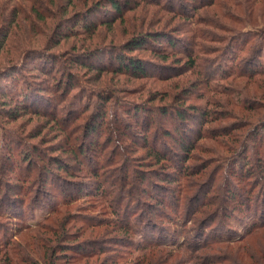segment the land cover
<instances>
[{
	"label": "rangeland",
	"instance_id": "1",
	"mask_svg": "<svg viewBox=\"0 0 264 264\" xmlns=\"http://www.w3.org/2000/svg\"><path fill=\"white\" fill-rule=\"evenodd\" d=\"M46 1V7L35 4L40 15L29 21L22 11H12L13 6L26 4L23 0H0V264H131L142 251L133 245L122 252L112 250L118 231L110 223L103 222L95 229L98 238L107 241L105 252L77 260L60 250L71 233L82 234V239L90 235V228L84 233L86 225L79 215L89 213L107 220L112 215L110 204L115 200L127 204L130 195L140 199L134 203V211L149 214L151 222L162 230L158 239L170 243L159 246L174 247L177 241L183 247L195 239L193 232L213 206H198L196 199L207 191V195H225V169L234 157H239V163L242 157L250 158L260 142L254 139H264V76L238 74L242 60L252 66L264 61L258 56L264 43V0H212L190 9L187 16L153 0H119L128 4L121 19L98 26L92 34L69 38L63 32L75 21H65L75 12L85 13L86 6L97 0H72L74 5L68 4L69 0ZM172 1L174 6L178 0ZM104 7L94 15L109 14L110 4ZM151 30H158L160 40H149L137 50L122 49L126 39ZM159 45L169 53L167 59L153 48ZM30 47L39 50L34 52L37 49ZM133 55L142 57L146 67L143 76L116 70L115 59ZM57 77L61 84L67 82L66 92L55 87ZM127 102L132 106L145 104L153 123L148 127L147 123L136 124L129 116L131 108L124 110ZM178 111L183 113L181 119L175 118ZM205 111L208 120L202 122ZM181 136L194 145L187 159L177 143ZM93 141L102 142V146L89 152ZM83 143L86 148L79 161L99 169L93 160L100 159L103 167L99 172L105 169L109 173L96 179L84 174V162L73 164L71 153ZM156 150L167 153L170 159L156 164ZM54 159L62 165H74V173L66 172ZM171 162L199 174L173 172L166 167ZM137 169L148 177L146 181L134 179L132 173ZM168 173L174 181L165 180ZM50 181L82 187L94 195L81 194L65 205L63 214L51 212L49 205H58L64 196L56 187L50 188ZM100 184L107 189L105 193ZM236 184L242 187L243 183ZM142 187H146L145 192ZM147 192L166 193L173 210L168 206L161 209L168 216L158 207L161 215L140 205L152 203ZM254 192L255 198L259 197L257 187ZM187 205L195 210L185 221L181 216ZM53 218L60 222H53ZM239 218L243 219L241 224L249 225L246 217L239 214ZM217 221L206 224L204 230L215 225L210 232L215 235L228 233L225 227L239 233L245 230ZM131 241L143 243L136 236H131ZM226 244L231 243L213 242L203 253H218ZM195 253L202 255V251Z\"/></svg>",
	"mask_w": 264,
	"mask_h": 264
},
{
	"label": "trees",
	"instance_id": "2",
	"mask_svg": "<svg viewBox=\"0 0 264 264\" xmlns=\"http://www.w3.org/2000/svg\"><path fill=\"white\" fill-rule=\"evenodd\" d=\"M23 1L26 4L21 2L20 4L13 6L12 11L15 14H17V12L19 11H22L23 14L26 15V18L29 21H33L35 17L38 18L40 15L41 10H38L35 4L45 5V7L47 4H49L46 0H23ZM73 2L74 1L69 0L68 4L74 5L75 3ZM153 2H155V4H159L161 7H164L165 9L170 10L176 14H182L183 16L184 15L187 16V14L191 12L190 9L196 10L201 6H205L208 2L212 3V0H178L174 6L173 3L170 5V2H173L172 0H153ZM105 4H110L111 6L109 14L106 15V13H103L101 17H97L96 15H94L100 9H105L104 7ZM186 5L189 6L188 9ZM127 6L128 4L126 2L124 3L119 0H105L101 2L100 1L98 2V0L92 1L86 6L87 11L85 13L75 12L73 13V17L68 19V21H65V23L75 21V25H71L70 28H66L63 33L68 38L82 34L85 35L92 34L97 30L98 26L105 24L109 25L121 19L124 13L126 12L125 8ZM249 34L251 36H254L255 33H249ZM159 36L160 34L158 33V30L145 31L144 33L142 32L141 34L134 35L126 39V41L121 46L123 50L124 49L137 50L143 48L146 42L149 40H152L154 43L156 42V40H160ZM165 41L169 42V44L171 45L173 44V41L169 38H167ZM261 45L263 47L260 48L261 49L259 53L260 55H258L259 60H261V58H264V54H261L262 50H264V43H262ZM45 46L46 45L43 44V47ZM153 48H155L158 51V54L161 55L163 59H167L170 56L169 53H167V51L165 50V48L162 47V45ZM30 50H36L34 52H37L39 48L30 47ZM86 56L87 55H84V57ZM141 58L142 57L133 55L132 57L123 56L120 57L119 59H115L114 61L117 64L116 70L124 73L128 72L131 75L143 76L146 67L144 66V63H142V61L140 60ZM75 61L80 63L76 59ZM244 62L245 61L242 60L241 61L242 64L239 65V69L241 71H239L238 74L242 76H247L248 78H253L257 74L264 76V63H263L264 61L262 62L260 61L258 64L257 63L254 64V66L250 65L249 63L244 65ZM261 63L263 64V66L259 67ZM57 68L58 70H60L58 65ZM61 74L64 73L62 72ZM58 79L59 78L57 77V79H55L54 81V84H57L55 85V87H58V89H64L66 92L69 88L67 82L61 84V81L58 82ZM123 107H126L124 109L126 111L130 110L131 108V113L129 116L131 119L132 118L134 119V122H136V124L147 123L146 126L148 127L149 125H151V123H153L152 112H148L146 110L145 104L132 106L130 103L127 102L126 105H123ZM164 110L160 109L161 112L166 113ZM182 114H183L182 111L175 112V118L181 119L183 117ZM206 116H207V111L202 113L201 118H205L202 120V122L208 120L207 119L208 117ZM213 118L214 117H210L209 120ZM147 127L145 128V130H148ZM141 129L144 130L143 127H141ZM261 130L264 131V126L261 127ZM125 133L126 130L122 132V135H124ZM148 134L149 133L147 132L144 134L145 138ZM181 135L183 134L181 133ZM175 139H178V137L176 136ZM254 141L256 142L260 141V142H257L255 144L257 145V147L254 148L253 151L254 154L251 155L250 158L242 157L243 158L242 163H239L237 161L239 157H234L235 158L234 162L231 164V166H228L225 169V177H224L225 183H223L222 186V189L224 190L223 194L225 193V195L216 192L207 195L208 194L207 192H209L207 191L206 193L204 192V194H202L204 196H202L199 200L196 199V203L198 204V206H200V204L204 208H207L208 206H212V205L213 206L212 208L210 207L211 209L210 208L208 209L209 212L206 214V216H204L203 221L198 223L199 226L197 227L195 233L193 232V238L195 237V239L188 240L190 242L185 243L183 247H181V243L177 241L174 243L175 244L174 247L167 248V247L159 246V244H165L163 239L160 238L158 239V234L159 235L162 234L161 232L162 230L151 222L152 217H150L149 214H143L138 209H136L137 211H134L132 207L134 203L140 202V199L139 198L134 199L130 195V197H128L129 203L127 204L118 202V200L117 201L115 200L114 203L110 204L111 211L108 212H110L112 215L108 217L107 220L98 219L97 217L89 213H82L81 215H79L83 218L84 225H86V227H84V233L86 232V228H90L91 233L90 235L86 236L87 238L84 239L80 237L82 234L80 235L77 232L68 235V237L63 240V243H61L62 244V247L60 249L62 252L61 254H67L71 256V258L77 260H81V259L88 260L90 257L94 255H98L99 253L105 252V249L109 248L106 247L105 245L107 241L98 238L99 231L95 230L99 226H102L104 222L105 224L107 223H110V225L112 224L113 230L118 231L116 234H114L115 235L114 239L116 240L114 244L115 246L118 245L119 247L114 246L113 248H111L112 250L122 252L123 250L130 249V246L133 245L134 249H138L139 251H142V253H140L135 257L134 261L131 264H183L187 261H192V264H264V245H263L264 244V192H263L264 139L262 138L254 139ZM177 143L182 149L181 152L186 151L187 156L185 157V159H187L189 156V152L194 148L193 143L184 140L183 137L182 139H179ZM95 146L101 147L102 142L93 141V144L89 145V148L87 149L90 150L89 152H92ZM84 147L85 146L83 143V145L76 147L71 153L73 156V159H71L74 162L73 164L75 165L77 163L78 165L81 166V162L82 163L84 162L83 165L86 168L84 174H89L90 176H93L96 179L99 178L100 174L109 173V171L105 169L99 172V170L103 167V164L100 163V159L93 160V163H95L94 165L99 169L91 168L87 161H82V160L81 162L79 161V157L81 158V155H83L84 153L83 152ZM247 148L248 146L246 145L245 149ZM96 151L97 150H94L93 152L95 153ZM154 154L157 157L156 164H159V162L162 160L170 159V157L167 156V153H162L161 151L158 150H156ZM54 162H56L58 166L63 168L66 172H69L70 174L74 173L75 170L74 165L73 166L72 165L66 166L65 164L62 165L60 163L61 161H58V159H54ZM166 167L173 168L174 170L173 172H178L179 174L182 172L181 175L194 176L199 174L198 171L193 172L192 170L183 169L182 167L179 169L172 162L166 165ZM132 174L135 180L146 181L148 179V177L142 175V171L139 170L138 171L134 170ZM168 175L170 176L171 174L168 173ZM66 178L67 177H65L64 179ZM232 178L234 179L236 178L238 183L239 182L243 183L242 187L236 184L237 182L235 183L234 181H232ZM40 179L41 181L43 180L42 176ZM123 179L124 181L127 180L126 174L123 176ZM45 180H48V178L46 177ZM165 180L174 181L175 179L172 178V176H170L169 178H165ZM127 184L128 182L126 181V185ZM133 184L134 183L131 180L132 190L135 187V185ZM49 186L50 188L56 187L57 189H59V191L56 192L64 196L62 197V200L58 205H56V203L49 205V209L51 212H56L59 214L65 213L67 211V206L65 205L70 204L73 200L79 199L81 194L87 192V196L94 195L93 193H91L90 191H86L82 187L74 188L70 184L61 185L58 184L57 182L53 183L52 181H50ZM99 187L103 193L107 191V189H105L103 184H100ZM139 187H141V185H139ZM256 187L258 189V192L260 191L259 197L257 198H255L256 196L254 192ZM56 188L55 190H57ZM144 188L142 187L140 190L145 192ZM131 189L129 186L128 192H131ZM147 194L153 201L152 203H149L148 201H145L144 203H140L141 206L143 207L147 206V208L150 211L154 210V212L158 215L160 213L158 212L159 209H157L156 207L160 208V211L163 210L161 209L163 208V206L164 207L168 206L171 210H173L171 203L170 202L169 204L167 203L168 197L166 196V193L165 194L163 193L161 195H156L147 192ZM62 204L64 207L61 208ZM140 205L138 207H140ZM193 210H195L193 205H187L185 207V212L181 216V218H183V220L185 221L188 220L189 218H192L191 213L193 212ZM162 212L164 213V215L168 216V214L165 213V211ZM239 214L250 220V223L247 227L246 224H241V221L243 219L239 218ZM169 218L170 217H168L167 219L169 220ZM216 218H218L217 221L218 223H222L220 225L242 226V228L245 230L242 233H239V231H234L236 229L233 230L231 229V227H225L226 228L225 230L229 231L228 233L226 234L221 233L215 235L210 233L214 231L215 228H217L215 225V227H210L207 231H205L204 228L206 227V224H210ZM46 219L47 216L43 219V221ZM52 221L56 223L60 222L56 218H53ZM155 223L157 222L155 221ZM36 227H40V225L36 224ZM41 227L43 228V226ZM228 228H230L232 231H230V229ZM131 236H136L143 243L136 245L134 241H131ZM79 238H81L82 240ZM213 242H226L231 244H226L225 249L223 251H219L218 253H203L204 249L211 246L210 244H212ZM166 244H170V243L166 242ZM107 246H111V245H107ZM201 251H202V255H198V253H195ZM173 257L174 259L171 261ZM32 264H40V263L33 261ZM104 264H107V262Z\"/></svg>",
	"mask_w": 264,
	"mask_h": 264
}]
</instances>
